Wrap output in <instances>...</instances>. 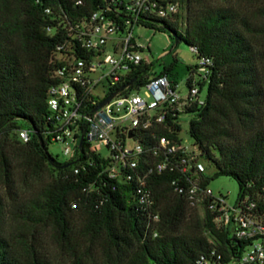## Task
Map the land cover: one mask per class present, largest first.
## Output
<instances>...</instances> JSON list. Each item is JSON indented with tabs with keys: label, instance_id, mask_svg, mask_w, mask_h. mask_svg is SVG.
<instances>
[{
	"label": "trees",
	"instance_id": "obj_1",
	"mask_svg": "<svg viewBox=\"0 0 264 264\" xmlns=\"http://www.w3.org/2000/svg\"><path fill=\"white\" fill-rule=\"evenodd\" d=\"M14 1L16 6L10 11L9 0H0V6H4V11L0 10V164L7 165L4 149L9 145L36 169L51 168L58 172L57 179L46 186L42 198L34 205L44 209L64 235L71 230L72 214L80 213L85 234L104 237L118 254L116 264H195L200 256L213 250L224 261L231 255L238 256L244 242L232 240L227 231L217 229L208 213L199 217L185 200L170 191L167 175L153 182L161 221L158 237L152 238L146 234L145 217L123 186L112 191L110 182L99 176L97 169L79 168L75 174L76 162L67 164L50 159L51 142L45 137L46 98L52 85L50 58L61 39L58 34H48L47 28L57 27L63 15L70 19L86 18L105 3ZM78 1L82 4L77 5ZM202 1L183 0L186 15L181 31L177 23L165 21H155L160 25L157 30L175 33L179 42L197 49L199 56L213 59L205 106L195 112L189 134L204 159L215 167L214 176L233 178L238 184V197H248L264 213V130L254 128L264 96L259 73L264 52L257 51L253 41L254 35L261 31L234 10L203 8ZM46 9L52 14L46 15ZM190 68L187 66L186 70ZM172 69L165 67L156 75L172 76ZM149 70L139 68L144 77L138 78L135 85L147 82ZM175 130L180 127L175 126ZM21 131L28 132L27 142L19 138ZM159 134L166 132L161 130ZM3 207L0 192V211ZM0 264H19L2 237Z\"/></svg>",
	"mask_w": 264,
	"mask_h": 264
},
{
	"label": "built area",
	"instance_id": "obj_2",
	"mask_svg": "<svg viewBox=\"0 0 264 264\" xmlns=\"http://www.w3.org/2000/svg\"><path fill=\"white\" fill-rule=\"evenodd\" d=\"M103 1V8L86 18L63 15L57 27L47 28L61 41L50 58L45 137L62 146L61 163L76 162L75 174L79 168L93 167L112 191L123 186L145 217L146 234L152 238L158 237L161 221L153 182L167 175L174 195L199 214L208 213L217 229L245 244L227 261L213 250L195 264H264V213L248 197L230 203L227 196L214 195L199 147L180 138L183 115H195L205 106L213 59L191 49L197 64L185 81H171L167 75H156L143 57L148 48L134 35L136 27L156 32L160 25L155 21L185 24L183 0ZM44 13L52 14L50 9ZM141 67L150 68L149 78L137 86L136 80L144 77ZM110 95L113 98L99 108ZM161 130L166 135L159 134ZM19 138L27 142L28 132H19Z\"/></svg>",
	"mask_w": 264,
	"mask_h": 264
},
{
	"label": "rangeland",
	"instance_id": "obj_3",
	"mask_svg": "<svg viewBox=\"0 0 264 264\" xmlns=\"http://www.w3.org/2000/svg\"><path fill=\"white\" fill-rule=\"evenodd\" d=\"M15 6V1L9 0L7 8L11 11ZM201 6L227 7L246 18L253 27L261 31L254 35L253 41L256 50L264 52V0H203ZM3 7L0 6L2 12ZM183 11L185 16L184 8ZM184 26L185 24L179 26L180 31ZM134 35L139 43L148 48L143 57L148 58L156 73H160L165 67H173V77L168 76L171 81H185L188 76L186 67L197 64L196 56L189 46L183 41L175 45L169 32H153L136 27ZM259 73L264 92V61L259 63ZM182 86L185 93L186 86ZM204 96L203 92L202 97ZM194 117L193 114H186L181 120L180 138L188 146L194 145L189 134V123ZM255 123V129L264 130V96L260 100ZM61 148L60 144L51 143L48 145V153L57 161L64 162ZM211 150L216 156L215 150ZM4 154L7 165L0 164V192L4 201V207L0 211V237L8 242L11 253L19 264H116L118 254L109 247L104 237L94 238L85 234L80 213L72 214L69 220L71 230L64 235L45 210L34 205V202L42 198L46 186L57 179L56 170L36 169L34 165L24 161L19 150L9 145L5 147ZM202 163L208 187L214 195L227 196L230 203L235 202L238 198L237 182L231 177H215V167L207 160ZM201 216L203 214L200 213L199 217ZM182 230L183 227L180 232ZM204 236L208 237L207 233Z\"/></svg>",
	"mask_w": 264,
	"mask_h": 264
},
{
	"label": "water",
	"instance_id": "obj_4",
	"mask_svg": "<svg viewBox=\"0 0 264 264\" xmlns=\"http://www.w3.org/2000/svg\"><path fill=\"white\" fill-rule=\"evenodd\" d=\"M170 36L173 38V40L175 41V45H177L179 43V38L175 33L170 32ZM113 98V95H110L108 98H106L100 105L99 108L104 106L105 104H107L111 99ZM50 159L53 161L54 158L50 157Z\"/></svg>",
	"mask_w": 264,
	"mask_h": 264
}]
</instances>
